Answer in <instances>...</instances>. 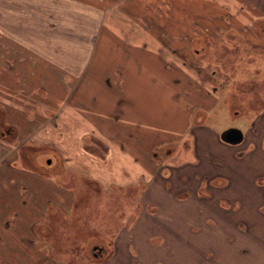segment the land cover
<instances>
[{"label":"crops","instance_id":"0c3cea01","mask_svg":"<svg viewBox=\"0 0 264 264\" xmlns=\"http://www.w3.org/2000/svg\"><path fill=\"white\" fill-rule=\"evenodd\" d=\"M140 1L142 0H118L113 3L110 0H0V38L15 45L25 56L21 62L11 63L9 60L10 63H7L6 60L7 66H44L45 69L38 67L41 72L55 70L59 73L53 80L47 74L41 75L39 79L30 74L16 79L13 69L0 68L1 76L5 73L8 79L10 76L14 77L31 97L30 102L28 100L23 107H17L16 104L14 107V111H19L12 119L21 135L19 144L40 131L43 124L49 129L56 126L61 131L64 128L61 139L70 132L78 136L75 145H72L73 151H78L75 153L77 157L73 155L77 159L66 157L65 162L71 165L76 161L77 164L72 165L79 175L85 176L81 181L92 192L102 194L110 185L134 187L141 184L139 197L145 208L137 210L138 207H135L132 224L128 225L126 218L114 234L109 233L107 237L100 235L96 239L93 245L97 244L103 249L98 256L92 255L90 264H264V94L259 98L253 95L250 102L253 110L248 113L240 104L232 102L237 106L232 116H241L244 127L228 123L222 126L217 118L211 120L214 123L211 125L208 114L218 105V101L224 100L225 89L234 84L245 90H252V81L246 79L242 85H238L239 80L223 79L224 72H227L225 68H222L221 79H213L209 76L211 73L208 72L205 59L201 61L207 67L194 63L192 55H206L209 47L205 41L214 37H208L205 30L190 38L183 35V39L190 40L187 46H183L182 41H177L178 46L173 45L172 50L163 48L164 46L155 48L158 57L153 54V66H144L143 58L147 54L144 53L142 41L140 40V44L138 41L139 38H144V30L142 26L136 27L137 12L141 13L143 10ZM171 3L172 1H166L163 4L164 7L168 6V15L175 11ZM220 3H227L233 9L231 18L235 17L231 19L233 26L229 33L234 36L236 34L237 40L253 39L250 33L241 32L240 28L252 26L257 19H262L264 27V0H224ZM241 4L246 7L242 12L239 11ZM252 7L262 8V14H251ZM173 16L178 20L175 19L170 28L167 26L172 33L165 32L168 36H155V39L161 37L175 40L179 37L176 31L180 25L187 31V16ZM109 21L113 24L111 35L106 33ZM118 24H123L127 33L118 31ZM227 26L222 28L224 32H228ZM216 31V34L220 33L219 29ZM262 33L263 37L257 40H263L264 46V31ZM103 37L105 41L109 37L131 41V47H128L130 41H125L124 50H120L124 52L123 59L120 56L116 66L113 61L104 57L105 53L102 55L101 50L106 52L105 46L100 49L98 47V41ZM134 40L137 42L133 43ZM200 46L201 55H198L194 49ZM106 53L111 54L109 51ZM159 56L172 62H160ZM94 57L99 58V61ZM129 60H133L130 65ZM94 62L97 63L91 65ZM176 62L187 66L190 74H179L177 68L173 67ZM0 66H6L2 56ZM156 68H161L160 75L155 74L152 79L159 87L160 96L157 100L162 103L165 100L171 101L172 98L175 100L178 93L179 101L187 105L185 123L182 124L192 127L189 134L186 131L174 132V127L170 123L168 127L166 123L157 126L159 136L155 139V124H145V108L150 111L147 116L151 120L155 118V89L151 90L150 101L144 100L143 78L153 75L152 71ZM33 83L45 88L44 94L33 89ZM208 83L211 89L207 87ZM262 84L264 88V82ZM181 92L185 95H180ZM13 96L20 97V93H14ZM253 102L262 104L255 105ZM52 103L56 106V121L49 123L47 117L42 120L39 116L38 105L45 107ZM209 103L211 107L207 106ZM192 108H198L199 112L194 113ZM202 108H205L206 114L200 113ZM227 110L230 119L229 108ZM39 118L41 122L37 121ZM69 118L79 120L78 126H73L72 131L64 126L69 123ZM38 122L42 125L38 124L33 128L32 125ZM162 122L167 120L162 119ZM229 128L241 131V142L229 144L221 140L220 135ZM80 134L97 137L104 146L100 153L95 152V149L86 151L83 143L79 142ZM149 135L152 137H148ZM171 136L173 137L166 138ZM174 136H183L189 142V151L185 157L177 163H152L154 160L148 158L153 147L151 144L155 141L158 148L165 146L168 141L174 140ZM127 143L131 145L130 148ZM10 144L11 141L0 140V152L8 147L7 150L10 151L6 155L0 153V198L5 201L7 208L0 209V214L3 218L13 216L10 215L13 212L17 214L13 217L11 228L2 233L6 232L5 236H10V240L12 237L15 239L14 243L8 240L10 245L12 242L28 247L30 258H34L31 264H67V259L59 262L51 252L52 239L47 238L55 232L48 221L59 217L63 210L71 208L74 196L83 191L85 186L83 190L76 191L74 187L64 186L38 169L19 170L20 166L16 163H12L16 167L11 166L13 161L8 156L11 153ZM32 144L35 143H26L24 150H29L33 147ZM99 144L93 143L94 148ZM57 149L64 150L60 146ZM79 149L86 152L89 159L79 157L82 155ZM61 152L63 156L64 153ZM33 153L25 155V152L20 155L32 166L40 165V155L36 154L32 158ZM20 155H14V160ZM176 172L177 182L181 186L171 188L169 179ZM87 182L92 183L93 187H89ZM24 185L28 190L22 192L20 187ZM155 185L158 191L156 196L166 198L167 201H155ZM41 192H47V196L41 201L39 208L34 201ZM28 193V202L22 205L20 200ZM192 200H196L199 205H210L198 216L197 228H193L192 224ZM148 204L153 211L148 209ZM189 205L190 209L187 208ZM32 207H37L30 213L35 217H23L22 211L32 210ZM227 213L231 214L228 219L225 218ZM3 218L0 219V226ZM178 220L182 223L178 224ZM146 222V227L142 228L145 233L140 234V225ZM182 229L185 230L183 233ZM193 233H199V237L184 252L175 247L185 246ZM134 234L140 243H134ZM144 241L155 246L154 253L145 256L136 253L139 246L134 247L142 245ZM193 249L197 254H194ZM174 250L180 253L177 254ZM6 260L12 263V260Z\"/></svg>","mask_w":264,"mask_h":264},{"label":"rangeland","instance_id":"374dc122","mask_svg":"<svg viewBox=\"0 0 264 264\" xmlns=\"http://www.w3.org/2000/svg\"><path fill=\"white\" fill-rule=\"evenodd\" d=\"M118 0H110L111 3L117 2ZM166 1H172V8L175 9V11H172V14L168 15V9L167 7H164L163 4ZM224 0H142L140 1L142 3V11L141 13L137 12V24L136 27L142 26L144 30V38L138 39L139 44L140 40L142 41L144 46V53L148 55H144L143 63L144 66H153V60L155 54V48L163 47V48H170L173 49L174 46H178L177 41H182L184 44L183 46H187L189 43V38L194 35L201 33L202 30H208L210 33H212L215 36V31L217 29L220 30V26L225 27V24H220L221 21H219V28L217 22L214 21L220 20V17L225 22L226 19L231 20L232 18L231 13L227 14H220L223 10L221 9V3ZM174 3V4H173ZM251 14L253 15H261L262 14V8L260 7H252ZM233 10V9H231ZM257 10V11H256ZM171 11V9H169ZM256 11V14L254 13ZM216 14V16H214ZM173 15H176L177 18H182V16H187V20L189 22L187 23V27L184 31V28H181V25L179 26V29L177 28V35L179 36L175 40L167 39V38H157L155 39V36H162L166 35V33H172V31H169L167 29L170 28L169 26L173 23H175V17ZM218 15V16H217ZM220 16V17H219ZM235 17V16H234ZM135 18V17H133ZM132 18V19H133ZM141 19V20H140ZM178 20V19H176ZM163 22V23H162ZM165 22V23H164ZM167 23H170L169 25ZM166 27H164V25ZM111 26V27H110ZM112 26L113 24H110V21L107 24L106 27V33L109 32V34H112ZM181 28V29H180ZM142 29V28H141ZM213 29V30H212ZM118 31L127 33L126 28L123 24H118ZM166 32V33H165ZM219 32V31H216ZM105 33V34H106ZM120 33V32H118ZM114 35V33H113ZM183 35H188L189 38L183 39ZM171 36V34H170ZM163 37V36H162ZM116 37H109L105 41V37L101 38L98 42L99 49L101 46H105L106 52L109 51L111 54L107 55V53L104 50L102 51V55L104 53V57L106 59H110L113 61V65L116 66V62L119 61L120 56H122L124 52L120 50H124L123 46L125 47V41L130 40H118ZM159 43H158V42ZM137 42L136 40L133 41ZM121 43V44H120ZM109 44H111V46ZM206 46L209 47L207 54L203 56H196L195 54L192 55L195 59L194 63H202L201 59L207 62V68L208 72L211 73L209 76H212L211 78L216 79L215 77L219 78L222 76V68L227 69V72H224L223 79H235L239 80L238 85H242L243 81H246V79L251 80L252 84V90H245V88H242V86H235L232 84L231 86L227 87L224 92L225 98L222 101H218V105L216 104L215 108L210 111V114H208L209 117V123L214 125L213 121L217 118L218 123H221V125H225L226 123L229 124H238L241 127L245 126V123L243 122V118L241 116H235L232 114L234 113V109H237V106H234L233 101L240 104L246 112H250L253 110V107H251L252 103H250L252 100V97L259 98L264 94L263 91V82H264V47L262 45V41H258L256 39L251 40H244L240 38V40H235V36L231 35L230 33H227L225 36L222 37V39L211 37L208 40L205 41ZM174 45V46H173ZM156 46V47H155ZM173 46V47H172ZM180 46V45H179ZM128 47H131V41L128 44ZM202 46L198 47L199 49ZM239 48V56L237 53L234 52V48ZM120 51V52H119ZM119 52V53H118ZM139 52L142 54V51L139 50ZM191 52V51H190ZM192 53V52H191ZM193 54V53H192ZM0 56H2V59H5V65L6 66H0V68L8 69L11 68L14 71L16 79H19L20 77H23L25 74H30L31 76L37 77V79L40 78L41 75L47 76L53 80V78H56V75L59 73L55 70H48L42 71L38 67L42 66H7V63H13V62H19L22 58H25L23 54L17 49L15 45L7 41L6 39L0 38ZM155 57L158 56L155 54ZM160 62L167 63V59H163L162 56H159ZM97 61H99V58L94 57ZM218 59V60H217ZM7 60V63H6ZM10 60V62H9ZM163 60V61H162ZM216 60L219 63H227L229 65L234 66H215ZM21 62V61H20ZM110 62V61H109ZM129 65L133 60H129ZM172 62V61H170ZM180 62V61H179ZM97 62L91 63V65H95ZM16 64V63H15ZM140 64V62H139ZM4 65V64H3ZM179 74H190V70L187 66H181L178 62L175 63ZM187 67V68H186ZM45 69V67H42ZM35 69V70H34ZM32 70V71H31ZM161 68H156L155 71L153 70V75L150 74L148 77L145 76L143 78L144 80V91H143V99L150 101L151 90L155 89V118L151 120L147 114L148 108H145V124L149 126H155V139H158V130L157 126H162L163 124L167 123V126L170 127V124L172 127H174V132L177 133L181 131H186L187 133L190 132L192 127H186L184 119L185 115L187 114V108L186 104L182 101H179L178 99V93L174 98H172L171 101L165 100L164 103L157 100L160 96L159 94V87L158 83H154L152 81L153 77L155 78L156 75H160ZM11 71H9L10 73ZM9 78V77H8ZM5 76V73H2V76L0 75V140L1 141H11L10 148L11 153L9 158L11 161H13L14 165H20L19 161H21V155L26 152L25 155H28L29 153L35 154L37 151L39 152V158L38 160L40 163L46 167L43 169L42 173L44 175L49 176L50 178H54L55 180L59 181L64 186L68 187H74L76 191H81L77 196H74L73 198V204L72 207L63 210V213L59 214V217L56 216L52 218L48 223L54 227V235L48 236L47 239H52V247L50 249L53 255L57 257V260L59 262H62V259L66 261L68 260L67 264H90L92 262V255L94 254V249L91 248L92 244L96 241L97 238L100 237V235L107 237L109 233H115L116 229L120 226L121 222H124L127 218V224L130 225L134 222L135 216L133 210L135 207L140 210L142 207L145 208V204L142 203L141 197H139L141 192V184L138 186H129V187H117L115 185H110L109 187H106L105 191H102V194H96L91 191L90 188H88L86 185L83 184L81 181V178H85V176L79 175L78 170H76L75 164L73 162L67 165L65 162V158L68 157L69 159H72L77 157L75 153L78 151H73L72 145H75L78 136L75 134H72L70 132L69 134H66L61 139V135L64 133L62 131H65L64 128L60 131V128L53 127L52 129L47 128L43 124V128L41 127V130L38 132H35V134H32L29 139H26L24 141H21L22 143L19 144L21 135L19 134V130L13 124L12 119L15 117V113H18L17 111H14L15 104L17 107H23L30 99L31 97L29 94L26 93L23 86L19 85L14 77L8 79ZM193 78V77H192ZM239 78V79H237ZM221 79V77L219 78ZM220 81V80H219ZM237 81H235L236 83ZM220 83V82H219ZM217 83V84H219ZM209 84V85H208ZM207 87L211 89L210 83H208ZM155 85V87L153 86ZM178 86V85H177ZM27 87V86H26ZM38 84L33 83V89H36V91H39L40 94L45 92V88L42 86L39 87ZM55 87H53V91ZM16 89V90H15ZM171 89V88H170ZM177 88V92H178ZM30 90H32V87H30ZM21 91V92H20ZM14 93H20V97L13 96ZM44 94V93H43ZM180 95H185L183 92L180 93ZM34 97L36 95H33ZM28 97V98H26ZM182 97V96H181ZM37 98V96H36ZM255 98V99H257ZM22 99V100H21ZM39 100V99H37ZM16 102V103H15ZM255 105H260L262 102H253ZM231 105V106H230ZM29 106V105H26ZM208 107L210 106V103L207 104ZM229 108V118L228 119V109ZM11 109V110H9ZM35 109V108H34ZM38 111L39 116H41L42 120L47 117V122L53 123L55 122L54 114L56 112V106L55 104H49L45 107L38 105ZM37 110V108H36ZM197 110V111H196ZM242 110V109H240ZM192 111L194 113L199 112L198 108L193 109ZM201 114L205 113V108H202V111H200ZM50 116H53L51 118ZM41 118L37 119V121H40ZM234 118V119H231ZM162 119L167 120V122H162ZM41 120V121H42ZM40 121V122H41ZM69 123L65 124L64 126L68 131H72L73 126H78L79 120L74 118L68 119ZM154 122V123H153ZM66 123V122H65ZM170 123V124H169ZM42 125V123H37L35 125H32L33 128H35L37 125ZM49 126H51L49 124ZM48 126V127H49ZM52 127V126H51ZM5 132L6 134L3 136L1 135V132ZM9 131V133H8ZM189 134V133H188ZM148 137H152V135H149ZM171 137H166L172 138ZM20 138V139H19ZM181 139V140H180ZM54 143H53V142ZM82 142L84 148L89 151H93L95 149V152L100 153L101 148L104 146L100 143L97 137L93 135L88 134H80L79 136V142ZM187 139H184L183 136H174V140L168 141L169 143L165 146L157 147L155 145V141L153 142V147H151V153L149 154L148 158H152L154 161L152 163L159 165L168 164L169 162L177 163L180 160H182L184 155L188 153L189 151V142H186ZM34 142L35 144H32L33 147H28L29 150H24V145L26 143ZM93 143L99 144L98 147L94 148ZM131 144V142H130ZM129 143H127L128 148H130ZM63 145V147H62ZM63 148L64 155L62 156V152L57 149ZM27 148V149H28ZM9 149L6 148L3 150V152H0L2 155H6L8 152H10ZM36 150V152H35ZM128 150V149H127ZM54 151V153H52ZM66 151V153H65ZM73 151V152H72ZM80 153H82V158L89 159L88 154L86 152L84 153L82 150H80ZM75 154V155H74ZM155 154V155H154ZM14 155H20L18 159L14 160ZM32 155V154H31ZM75 157H74V156ZM152 155V156H151ZM1 157V156H0ZM50 160L51 166H46V160ZM85 160V159H81ZM56 162V163H55ZM168 162V163H167ZM82 163V161H81ZM53 164H56L55 166H52ZM73 164V165H72ZM155 166V165H153ZM48 168V169H47ZM62 171L59 172V170ZM190 169V168H189ZM86 170V169H85ZM163 170V169H162ZM166 170V169H164ZM164 172V171H163ZM182 173V172H181ZM187 173V171H186ZM84 175V174H83ZM177 172L174 173V177H171L169 179V182H171V188H175L177 186H181L180 183L177 182ZM91 180V179H90ZM88 181V180H87ZM89 187H93L92 183L87 182ZM91 184V185H90ZM168 185V184H166ZM104 190V189H103ZM99 193V192H98ZM158 194V191L156 189L155 185V201L157 202V199H164L167 201L166 198H159L156 196ZM23 195V194H22ZM47 196L46 193H39L37 196L36 202L37 206L40 205L41 201ZM182 199V198H181ZM45 200V199H44ZM141 201V202H140ZM160 204V203H159ZM166 206V203H164ZM6 206L5 201L0 198V206ZM147 205V203H146ZM148 209L150 211H153L152 206L148 204ZM210 207L209 204L206 205H199L196 200L191 201V211H192V224L193 228H197V220L198 216H200L202 210H207ZM37 207H32V210L22 211L23 217L33 216V210ZM40 208V206H39ZM179 208H182L179 206ZM190 209V205L187 207ZM2 212V211H0ZM25 213V214H24ZM32 215V216H31ZM231 214L227 213L226 219L230 218ZM49 218V217H48ZM181 218V217H179ZM220 218V217H219ZM195 219V222L193 221ZM218 219V218H217ZM203 220V219H202ZM39 221V220H38ZM191 222V220L189 219ZM178 224L182 223L181 220L177 221ZM29 223L27 222V225ZM146 223H142L141 226V232L140 234H144L145 230H142L143 227H146ZM135 226V225H134ZM203 228H206L203 226ZM97 230V232H96ZM182 229V233H183ZM134 233V232H133ZM6 232L2 233V238L4 241L10 240V236H5ZM199 237V233H193L190 235V240L186 242L185 246H175L179 247L183 252L185 251L186 247L194 242L195 238ZM14 243L15 239L10 240ZM134 243H140L138 240V237L134 234L133 238ZM11 242V246L7 247L6 250L1 253L4 259L12 260L11 264H31L34 261L33 256L30 258L29 249L25 245H18L17 243L13 244ZM16 242V241H15ZM138 247V252H136L140 256H145L146 254H152L155 252V246L153 247L151 244L142 243V245H136L134 248ZM87 247V248H86ZM11 248V249H10ZM178 249V248H177ZM194 250V249H193ZM111 251V250H110ZM175 251V250H174ZM176 252V251H175ZM179 254L180 252H176ZM200 248L198 251V254H200ZM194 254H197L194 250ZM192 255V254H191ZM195 256V255H192ZM200 256V255H197ZM141 261V259L139 260Z\"/></svg>","mask_w":264,"mask_h":264},{"label":"flooded vegetation","instance_id":"af4514ba","mask_svg":"<svg viewBox=\"0 0 264 264\" xmlns=\"http://www.w3.org/2000/svg\"><path fill=\"white\" fill-rule=\"evenodd\" d=\"M241 6V9H239V11L240 12H242V10H244L246 7H244V5H240ZM221 9L223 10L222 12H220V14H224V13H227V14H229V13H231V8L227 5V3H224V4H221ZM230 15V14H229ZM214 16H216V14L214 15ZM218 16V15H217ZM220 17V16H219ZM231 17V16H230ZM232 18H234V17H232ZM219 21H221V23L220 24H225V25H228L227 27H229V29H228V32H224L223 31V29L222 28H224V27H222V26H220L221 28H220V33H218V34H215V36L212 34V33H210V32H207V29L205 30V32L206 33H208L209 34V36L208 37H210V35L211 36H214V38L216 37V38H220V39H222V37L223 36H225L227 33H229L230 31H231V29H232V27L231 26H233V25H231V22H232V20H228V19H226L225 20V22L223 21V19L220 17V20H217V21H214L215 23L217 22V24L219 23ZM216 26H218V28H219V24L218 25H216ZM216 30H217V28H215ZM213 30V29H212ZM227 30V29H226ZM240 31L241 32H244V33H246L247 34V32L248 33H250L252 36H253V39H256L257 40V38H262L263 37V31H264V27H263V22H262V19H257L253 24H252V26H250V27H244V28H240ZM231 34V33H230ZM232 35V34H231ZM235 40H237V35L235 34ZM238 40H240V39H238ZM238 40H237V43H238ZM259 41H262L263 42V40H259ZM262 45H263V43H262ZM264 47V46H263ZM238 49L239 48H237V47H235L234 48V52L235 53H237V55L239 56V51H238ZM195 51H196V53L198 54V55H201V48L199 49L198 47H196V49H194ZM218 60V59H217ZM217 60H216V64H217V66H234V65H229V64H227V63H225V62H223V63H219V62H217ZM201 65H205L206 66V64H205V62L204 61H202V63H201ZM8 133H9V131H8ZM6 133L5 132H1V135H5ZM35 152H36V150H35ZM52 153H54V151H52ZM36 154H38L39 155V152L37 151L35 154H32L31 156H32V158H33V156L34 155H36ZM20 163V167H18L19 168V170H24V169H26V170H33V168L34 169H38V170H40V171H43V169H45L46 167H44V166H42L41 164L39 165V164H37V165H35V166H32L33 164H31L27 159L25 160V159H21V161H19ZM47 162H50V160L48 159V160H46V166H51L50 165V163H47ZM13 162H11V166H13V167H16V166H14L13 164H12ZM56 163V162H55ZM9 164H10V162H9ZM56 164H53L52 166H55ZM21 188V190H22V192H25V190H28V188H27V186L26 185H24L23 187H20ZM29 197H30V193H28V194H26L21 200H20V203L22 204V205H25V204H27V202H28V199H29ZM17 199H15V201H16ZM0 209H7L6 208V206H0ZM9 209V208H8ZM16 212H13V213H11L10 215H13V216H6V217H4L3 218V216L0 214V219H2L3 218V220H2V225L0 226V264H11L8 260H6V259H4L3 258V256L1 255V253H3L5 250H6V248L7 247H9V246H11L10 245V243H9V241L7 242L6 240L4 241V239L2 238V231H6V230H9L10 228H11V226H12V224H13V217H15L16 216ZM91 248H93L95 251H94V256H98L99 255V253L102 251V247L101 246H99V245H97V244H92V246H91ZM11 249V248H10Z\"/></svg>","mask_w":264,"mask_h":264},{"label":"water","instance_id":"95a60500","mask_svg":"<svg viewBox=\"0 0 264 264\" xmlns=\"http://www.w3.org/2000/svg\"><path fill=\"white\" fill-rule=\"evenodd\" d=\"M220 138L229 144H237L242 141L243 136L238 128H229L220 135Z\"/></svg>","mask_w":264,"mask_h":264}]
</instances>
